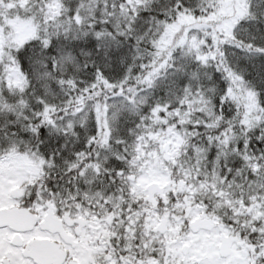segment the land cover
<instances>
[{
	"label": "snow or ice",
	"instance_id": "obj_1",
	"mask_svg": "<svg viewBox=\"0 0 264 264\" xmlns=\"http://www.w3.org/2000/svg\"><path fill=\"white\" fill-rule=\"evenodd\" d=\"M0 264H264V0H0Z\"/></svg>",
	"mask_w": 264,
	"mask_h": 264
}]
</instances>
